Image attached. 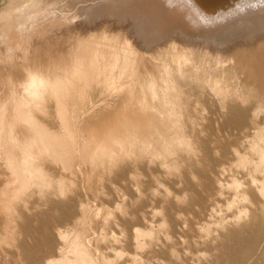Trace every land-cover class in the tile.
<instances>
[{
    "label": "rangeland",
    "instance_id": "obj_1",
    "mask_svg": "<svg viewBox=\"0 0 264 264\" xmlns=\"http://www.w3.org/2000/svg\"><path fill=\"white\" fill-rule=\"evenodd\" d=\"M58 2L13 0L0 25L16 31L22 20ZM6 35L11 37L0 30L1 55ZM200 75L196 84L227 80L220 84L224 92L236 82L231 75ZM0 79V264H264V173L252 165L259 161L252 146L264 139V113L251 88H240L241 81L236 90L226 88L220 95L228 103L220 107L222 96L209 93L206 83L197 91L182 87L190 93L182 97L191 113L172 116L182 136L161 150L140 151V143L109 147L86 115V95L99 85L96 79L64 83L66 89L60 84L58 91L45 85L30 99L26 118L4 113L2 107L12 111L14 103L6 100L9 86ZM238 94L244 95L237 101ZM9 121L42 130L24 147L19 132L6 129ZM21 168L32 172L26 177Z\"/></svg>",
    "mask_w": 264,
    "mask_h": 264
},
{
    "label": "bare ground",
    "instance_id": "obj_2",
    "mask_svg": "<svg viewBox=\"0 0 264 264\" xmlns=\"http://www.w3.org/2000/svg\"><path fill=\"white\" fill-rule=\"evenodd\" d=\"M12 1L0 0V15L11 8ZM37 15L28 22L22 20L16 31L0 25V30L11 36L6 35L7 50L0 54V76L9 86L5 97L14 103L12 111L2 107L4 113L9 111V117L13 112L26 118L30 99L45 85L58 91L60 84L69 82L67 76L73 70L78 72L69 83L97 80L96 88L88 86L84 111L95 119L100 126L98 132L105 135V142L112 148L134 149L140 143V151L150 146L161 150L182 136V127L172 116L191 113L183 92L194 91L205 83L208 92L217 97L224 92L221 85L225 79L222 84V80L212 78L208 82L211 86L204 79L203 84L195 83L197 74L204 78L210 69L215 77L233 76L230 80L235 78L237 83L232 79L234 86H230L234 90L238 81L244 85L240 88H251L247 90L255 92V99L250 92L249 96L264 113V0H228L218 9L211 6V0H59ZM200 62L209 64L210 69L203 67L207 75ZM102 82L113 85L104 86ZM246 91L244 96L248 95ZM239 94L237 101L243 96ZM222 97L218 100L220 107L228 103L227 96ZM2 104L7 105L6 101ZM34 119L44 125L45 120ZM10 121L4 123L6 129L10 133L18 131L24 147L31 143L35 131L42 130L40 125L32 127V123L31 127L20 123L15 128ZM252 149L259 159L252 164L254 171L262 169L264 173V139ZM22 172L27 177L32 171L23 168Z\"/></svg>",
    "mask_w": 264,
    "mask_h": 264
},
{
    "label": "water",
    "instance_id": "obj_3",
    "mask_svg": "<svg viewBox=\"0 0 264 264\" xmlns=\"http://www.w3.org/2000/svg\"><path fill=\"white\" fill-rule=\"evenodd\" d=\"M210 1V0H209ZM228 0H211V6L215 9L224 7Z\"/></svg>",
    "mask_w": 264,
    "mask_h": 264
}]
</instances>
